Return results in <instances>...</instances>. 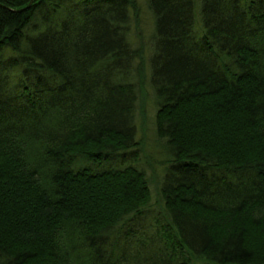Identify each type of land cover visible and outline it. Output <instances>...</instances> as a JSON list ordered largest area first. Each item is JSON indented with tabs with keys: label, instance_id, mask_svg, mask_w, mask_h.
Returning <instances> with one entry per match:
<instances>
[{
	"label": "trees",
	"instance_id": "obj_1",
	"mask_svg": "<svg viewBox=\"0 0 264 264\" xmlns=\"http://www.w3.org/2000/svg\"><path fill=\"white\" fill-rule=\"evenodd\" d=\"M29 1L0 0V264H264V0H144L155 200L139 0Z\"/></svg>",
	"mask_w": 264,
	"mask_h": 264
},
{
	"label": "rangeland",
	"instance_id": "obj_2",
	"mask_svg": "<svg viewBox=\"0 0 264 264\" xmlns=\"http://www.w3.org/2000/svg\"><path fill=\"white\" fill-rule=\"evenodd\" d=\"M140 9L138 11L139 19L136 26L134 25L131 39L135 44H143V72L144 87L142 96L139 99V113L137 116V133L136 138L139 141L138 150L136 152L135 164L144 170L147 175L148 184L151 189L152 200L157 197V187L161 179L164 169L167 165L165 157V143L159 139L156 134L155 116L158 109L153 89L149 83L150 69L148 57L150 54L152 34L154 31V18L151 11L145 5L144 0H139ZM195 10H200V0H195ZM198 26V23H197ZM129 157L128 154L125 156ZM126 161V159H125ZM129 161V159H127ZM123 166V160H119ZM128 163V162H127ZM134 164V165H135ZM118 164H115V166Z\"/></svg>",
	"mask_w": 264,
	"mask_h": 264
},
{
	"label": "water",
	"instance_id": "obj_3",
	"mask_svg": "<svg viewBox=\"0 0 264 264\" xmlns=\"http://www.w3.org/2000/svg\"><path fill=\"white\" fill-rule=\"evenodd\" d=\"M33 0H30L24 7H22L21 9H17L16 11H21L24 10L26 8H29L32 5Z\"/></svg>",
	"mask_w": 264,
	"mask_h": 264
}]
</instances>
